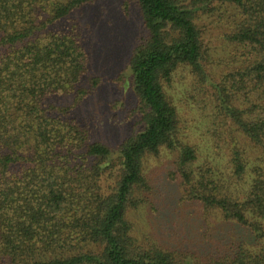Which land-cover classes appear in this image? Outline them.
I'll list each match as a JSON object with an SVG mask.
<instances>
[{"label": "trees", "instance_id": "obj_1", "mask_svg": "<svg viewBox=\"0 0 264 264\" xmlns=\"http://www.w3.org/2000/svg\"><path fill=\"white\" fill-rule=\"evenodd\" d=\"M92 1L0 0V264H200L131 235L144 165L163 151L182 199L244 229L221 235L239 244L206 264H264V0H127L143 28L125 80L136 121L114 150L77 113L100 81L86 79L82 31L63 25ZM218 12L240 67L213 85L198 24ZM181 68L209 85L254 159L234 145L219 167L182 141L166 94Z\"/></svg>", "mask_w": 264, "mask_h": 264}, {"label": "rangeland", "instance_id": "obj_2", "mask_svg": "<svg viewBox=\"0 0 264 264\" xmlns=\"http://www.w3.org/2000/svg\"><path fill=\"white\" fill-rule=\"evenodd\" d=\"M219 14L203 15L198 24L208 49L204 69L207 83L213 85L240 67L234 56L236 47L225 37L229 26L218 21ZM73 23L82 31L88 56L86 79L94 77L100 81L77 113L88 122L93 138L114 150L135 129V99L125 87V80L129 57L143 32L142 24L136 8L127 0H93L75 11L63 25L69 27ZM207 83L197 84L194 76L181 68L166 89L178 112L180 138L197 149L199 162L209 159L220 167L228 161L234 145L254 159L257 153L252 145L224 117L214 113L213 91ZM173 159L174 155L167 151L158 158L147 159L144 174L150 191L138 209L128 210L131 235L200 264L231 255L239 243L221 235L230 237L232 232L244 229L232 223L226 225L213 212L205 211L198 201L182 199L180 178L173 173Z\"/></svg>", "mask_w": 264, "mask_h": 264}]
</instances>
